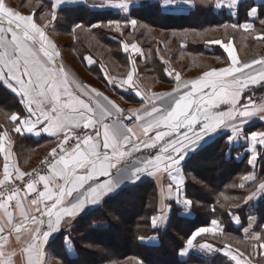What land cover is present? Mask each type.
<instances>
[{
  "label": "snow or ice",
  "instance_id": "1",
  "mask_svg": "<svg viewBox=\"0 0 264 264\" xmlns=\"http://www.w3.org/2000/svg\"><path fill=\"white\" fill-rule=\"evenodd\" d=\"M127 2L128 0H113L116 7H124ZM55 18L54 11L53 19ZM29 21L34 24V16H25L19 11L11 10L0 14V81L20 97L28 113L23 118L20 114H13L10 119L16 122L13 130L17 133L26 131L31 134L35 130L37 135L43 132L51 137L60 138L59 151L53 148L50 152L53 157L52 162L48 164L50 176L45 177L47 186L51 189L48 195L56 193L51 201V211L47 203L43 209L49 217L48 231L41 232L38 228L32 235L25 249L30 254L29 264H45L43 248L49 236L58 231L64 221L74 218L86 205L97 203L123 183L125 178L123 174L130 165L118 168L121 162L131 160L137 165L131 172L134 179L139 178L138 174L146 173L160 180L166 174L171 181L168 185L169 197L173 195L174 187L176 203L189 208L192 201L183 194L184 177L180 174L178 165L184 159L186 151L198 143L197 140L203 133L216 130L217 122L207 108L215 92L202 95L195 104L192 97H184L168 101L165 105L143 115L139 111H132L135 113V119L140 122V131L137 132L125 123L126 120H133V115L124 117V120L113 117L111 112L80 85H75L76 91H73L74 82L67 79L61 70L62 67L58 69L55 66L58 52L52 50L44 30L39 26L33 29ZM261 24H264V21H261ZM127 25L133 29L137 26L144 27L138 25L136 20H130ZM93 27H111L123 35L122 23L119 21H110ZM243 28L248 31L252 29V25L245 24ZM17 30L19 35L16 34ZM222 44L220 42V45ZM131 48L137 53L140 52L136 44H132ZM123 49L127 52L129 45L123 44ZM226 53L230 55L231 64L247 73L248 83L238 93L240 98L247 87L261 85L264 82V59L241 63L232 44ZM128 82L132 84L133 78ZM208 87L211 88V85ZM77 92L80 95H77ZM83 96L92 100L96 107L82 99ZM169 102L172 109L168 107ZM251 104L252 100L249 97L241 121L232 128L234 133L242 130L248 118L258 113L264 119V105L252 108ZM210 121L212 123H209ZM4 136H7V132L0 136V139L4 140ZM69 140L73 141L70 145ZM250 140L253 152L248 163L254 165L257 160L255 146L257 144L264 146V133H252ZM113 169H118L117 178L113 177ZM243 179L254 181L255 177L245 175ZM239 187L244 188L245 184L242 183ZM260 194H264V182H260L256 190L244 198V203ZM161 204L164 207L163 202ZM158 219L162 217L152 218L153 227L157 226ZM234 222L239 223V217H236ZM211 225L196 230L185 241V248L211 249L222 252L224 256L234 261V264H254L251 259L245 257L244 252L239 249L232 251L227 243L223 248L214 249V246L206 241L198 240L206 234L212 238L216 237L218 223L213 219ZM250 238L258 242L252 244L253 255L257 247L264 249V233L252 234ZM0 264H5V261L0 259ZM255 264L261 262L255 261Z\"/></svg>",
  "mask_w": 264,
  "mask_h": 264
},
{
  "label": "crops",
  "instance_id": "2",
  "mask_svg": "<svg viewBox=\"0 0 264 264\" xmlns=\"http://www.w3.org/2000/svg\"><path fill=\"white\" fill-rule=\"evenodd\" d=\"M45 1L51 4L52 15L54 11L57 14L59 9L72 7H84L93 12L114 13L120 16L119 20L114 21L122 23L123 34L126 30L128 33L127 35H131L137 28L133 29L130 25H127L130 20H134L130 17V10L132 8L142 7L148 3L158 4L161 11L168 14H188L196 7H208L216 14L224 13L229 17L228 22L220 25V30L230 28L233 30L232 32L239 31L250 37L251 41H247L244 46H239L232 37H218L215 39H212L211 37L204 43V46L205 49L209 51L212 47H218L222 50L225 55V62L218 65L219 67H212L210 66L211 63H209L203 71L199 70L198 72L194 71L192 73L189 70L177 71L171 68L167 61H164L168 69L165 73L166 80L157 81L154 79L151 81V85H147L141 81V75L138 73V66L136 63L137 60H140L141 63L145 60L143 48L136 41H127V39H114V41L119 42L121 53L127 57V70L123 74L110 73L104 60L101 58L96 59L95 56L90 54H86L81 60H77L79 66L72 64L69 59H63L60 56H57L55 66L58 69L62 67L61 70L66 74L67 79L74 82L73 91H76L75 85H80L90 96L111 112L112 116L123 112L133 115L134 122L130 126H132L137 132L140 131V122L135 119V113L132 111H139V113L143 115L156 107L165 105L168 101L173 99L180 100L184 97H192L193 104H195L196 100L202 95L206 96L210 92H215V95L211 97L212 102L208 103L207 108L209 114L217 122L216 130L210 133H203V135L198 138V143L186 151L184 159L181 160L178 165L180 174L184 177V184L182 185L184 196L186 197L184 189L186 177L183 170V164L193 154L197 153L220 136L225 138L228 145L226 157H233L236 161L245 159L247 166L249 167V171L245 175L255 177L254 181H246L243 179L244 175L239 181V185L242 183L245 184L244 188H239L247 189L245 198L250 195L252 191L256 190L260 182H264V146L259 144L255 146L257 160L254 165L248 163L253 152L250 135L252 133H264V119L261 118V114L258 113L257 115L248 118L247 123L243 125L242 130L239 132L234 133L232 130V128L241 121L249 97H251L252 100L250 107L257 108L264 105V82H262L261 85H250L243 91L240 98L238 93L241 91L242 87L248 83L246 79L247 73L238 70L235 64H231L230 55H227L226 53L227 48L232 44L234 52L241 63H247L253 59H264V24H261V21H264V0H128L124 7L114 6L113 0ZM54 4L55 9H53ZM0 14H3V12L1 13L0 11ZM245 24H248L249 26L252 25V29L248 31L244 30L243 26ZM234 25H237V27H234ZM109 28L111 29V27ZM16 34L19 35L18 30L16 31ZM46 39L48 40L47 37ZM220 42L223 44L220 45ZM125 43L129 45L127 52L123 49V44ZM49 44L54 48L53 43L49 42ZM132 44H136L140 49V52L137 53L133 51L131 48ZM160 44L163 45V47L165 46L162 41ZM186 47L187 46L184 42L180 44L181 50H186ZM249 47H251V49ZM208 60L210 61L211 58H208ZM204 63L207 62L204 60ZM132 78L133 83L131 84L128 81H131ZM0 84L18 102V107L9 114L5 113V120L2 122L0 121V136H3L4 133L7 132V136H4V140L0 139L1 184L18 177L33 168L54 146L60 143V138L51 137L43 132H40V134L37 135L35 134V130L31 134L26 131L22 133L15 132L13 130V125L16 122L11 121V115L20 114L21 118H23L26 117L28 113L24 109L20 97L11 91L4 82L0 81ZM209 85H211V88L208 87ZM77 95H80V93L77 92ZM82 99L86 100L89 104H92V100H89L87 96H83ZM92 106L94 108L96 107L95 104H92ZM168 107L172 109V104L170 102L168 103ZM193 114H196L195 111ZM197 122H200V118H198ZM209 123L212 122L210 121ZM201 132H203L202 128ZM126 164H129L130 167L123 174L125 177L123 183H120L118 187L105 195L97 203L86 205L74 218H69L64 221L59 230L53 232L49 236V239L43 248L45 264H48L50 261L49 259H51V255L49 251H47L46 246L58 233L69 231L68 227H72L76 220L87 211L97 208L106 197L113 195L123 188L136 185L142 181H151L156 187L159 197V212L155 216L162 217V219H158L157 226L153 228L163 229L166 227V217H168L169 209L172 205L180 209L182 215H184L183 212L188 215L191 214V206L186 208L184 205L176 203L174 187L173 195L169 197L168 185L171 181L167 178L166 174H164L163 178L160 180H157L155 177L146 173L138 174L139 178L134 179L131 176V172L137 165L132 163L131 160H127L121 162L118 165V168H124ZM117 171L118 169H113L114 178H117ZM47 176H50V171ZM43 180L47 183L45 178ZM33 190V185H30L28 191L32 192ZM49 192H51V189L39 196L35 204L29 203L23 195H17L11 199V202L14 204L13 208L10 207L9 202L0 205V259H3L5 264H29L30 254L25 251V249L27 248V244L31 240L32 235L38 228L41 232L48 231L49 217L44 213L43 209L46 203L50 206L51 201L56 196L55 192H52V195L49 196ZM263 201L264 194H260L256 198L249 200L246 204L243 200L240 205L233 207L234 209H245L248 211L244 225L241 229V234L246 241L252 243L256 242L252 241L250 238V235L252 234H259L257 231L258 227L256 228V232H253L254 227L257 226V221H259L254 210H256ZM161 202H163L164 207H162ZM57 203H59V201ZM49 211H51V206L49 207ZM231 215H233L231 216L232 224L235 227H239L241 225L240 216L236 213ZM236 217H239V223L234 222ZM17 229L20 230L18 231ZM219 229L221 230V227L218 223L217 232L220 231ZM139 242L151 247L159 245L157 235L142 237L139 239ZM256 244H258V242H256ZM64 249L67 256L73 257L75 255L73 244L69 240L65 241ZM231 250L235 252L234 249ZM254 251L255 256H258L259 252L264 254V249L259 247ZM182 252L183 254H181ZM190 253L205 257L218 254L219 256L226 258L228 261H231L229 257L224 256L223 253L219 251L203 249L200 247L187 249L185 246L180 251V258H186ZM254 255L252 254L251 256L253 257ZM231 262L234 263V261Z\"/></svg>",
  "mask_w": 264,
  "mask_h": 264
},
{
  "label": "trees",
  "instance_id": "3",
  "mask_svg": "<svg viewBox=\"0 0 264 264\" xmlns=\"http://www.w3.org/2000/svg\"><path fill=\"white\" fill-rule=\"evenodd\" d=\"M26 1L31 4L39 3L41 6L34 12L35 17L42 8L52 14L49 2ZM56 15L63 19L64 23L59 30L69 36L70 41L66 44L70 45L69 50L75 57L81 60L84 55L90 54L96 59L101 58L112 74H123L127 70V57L121 53L119 42L114 39L138 42L144 50L145 60L142 63L137 60L136 63L140 79L145 84L149 83L150 78L166 80L165 73L168 69L164 61L177 71L189 70L192 73L203 71L209 63L210 66L217 67L225 62V55L220 48L212 47L210 51L205 49L204 43L211 37H232L239 46L251 41L239 31L232 32L230 28L220 30V25L228 22L229 17L224 13L216 14L208 7H196L188 14L178 15L163 13L156 3L132 8L130 17L144 27L137 26L131 35H127L125 30L119 38L115 37L109 27L92 28L93 25L119 20L120 16L114 13L72 7L59 9ZM154 32L177 37V42L169 48L168 40H160L158 36H154ZM161 41L164 47L160 44ZM182 42L186 44V50L180 49ZM101 47L107 48L102 57L97 55V50H92H99ZM118 69L121 71L118 72ZM16 107L17 100L0 84V121L5 120V113H11ZM227 150L225 138L220 136L183 164L185 195L192 201L193 216L182 215L181 210L172 205L166 229H153L150 221L158 211L159 197L151 181H142L106 197L97 208L87 211L76 220L72 233L67 235L75 250L73 257L67 256L65 252L63 232L58 233L47 244V251L59 264H114L127 258L134 259V264H207L201 256L195 254L181 261L178 253L195 229L208 225L213 219L221 223L222 237L233 236L238 242L242 240L241 229L245 214L239 215L242 221L239 227L229 221L228 214L232 207L243 202L247 194L246 188H239V181L249 171V167L245 159L236 161L233 157H226ZM254 212L260 222L264 221V201ZM121 216H126L124 222L121 221ZM150 235L159 236L158 246H146L139 242L140 238ZM219 239L209 241L221 246ZM242 242L246 246L250 245L247 241ZM209 264L230 263L216 256Z\"/></svg>",
  "mask_w": 264,
  "mask_h": 264
},
{
  "label": "rangeland",
  "instance_id": "4",
  "mask_svg": "<svg viewBox=\"0 0 264 264\" xmlns=\"http://www.w3.org/2000/svg\"><path fill=\"white\" fill-rule=\"evenodd\" d=\"M39 8H41L39 3H32L31 4V3H29V1H26V0H0V11H1V13L2 12L5 13L7 11L14 10V11H19L23 15H27V16L28 15H33L34 16V22H35L34 24H31L33 29H35L37 26L41 27L44 30L46 37L48 38L47 41L54 44V48H52V49L54 51L58 52V56H60L63 59H69L72 62V64H76V66H79L78 61H77L78 59L75 57V54L71 50H69L70 45L66 44L67 42L70 41L69 36H67L65 34H62L60 32V30H59V27L64 23L63 19L61 17H57V15H56V18L53 19V15L49 14L45 8H42L41 12H38V15L35 17L34 12L37 9H39ZM30 23H31V21H30ZM56 26H57V28H56ZM113 33H115V37H117V38H119V36H121V33H118L116 31L115 32L113 31ZM154 36H158V38L160 40H164L166 38L168 40V43H169V46H170L169 48H172L173 45L177 42V37L171 36L170 34L166 35V34H163L162 32H158V33L154 32ZM248 38L251 40L250 37H248ZM131 40H132V38H131ZM65 45H67V46H65ZM64 46L67 47V48H65ZM167 46H168V44H167ZM106 49H107L106 47H101V48H99V50L98 49H92V50H97V52H96L97 55L102 57L101 55L104 54V51L107 52ZM143 52H144V50H143ZM189 58L192 61V58L190 56H189ZM179 66H181V65H179ZM117 71L120 72L121 69H118ZM149 80L151 81L153 79L150 78ZM150 81H149V83H146V84L147 85H151ZM158 206H159V204H158ZM158 212H159V209H158L157 213ZM247 212L248 211H246L245 209L244 210H242V209H234L232 207L231 210H229V214H228L229 221H231V216H233L231 214H235L236 213L239 216V215H242L244 213L245 214L244 217H246L247 216ZM157 213H155L153 216H155ZM190 213L191 214L188 215L187 213L183 212V214L187 215V217L193 216V213L191 212V210H190ZM153 216L151 217V221H150L152 228H153V226H152V218H153ZM169 217H170V213L168 214V217H166L167 224H168V221H169ZM125 220H126V216H121V221L124 222ZM216 221H217V223H219V225L221 227V230L219 229L220 231L217 232L216 237L212 238L211 235L206 234L203 238H198V240H201V242H205L206 241L207 243H209L210 245H213L217 249L223 248L224 244L227 243L230 246L231 249H234L235 251L237 249H239V251L244 252L245 253V257L251 259L254 263H255V261H260L261 264H264V254H261V252H259L258 256L257 255L256 256L254 255L253 257L251 256L252 255V250H253L252 249V244H256V242L252 243L250 241H247V242L250 243V245L246 246V244H243V242H242V241L246 242V239L243 237L242 234H241L242 235V237H241L242 240H239V242L233 236H225L224 235V237H222L223 236V227H222L221 223L219 222V220H216ZM241 223H242V221H241ZM207 226H212L211 225V221L209 222L208 225L202 226V227H207ZM166 227H167V225H166ZM166 227L163 228V229H155V228H153V229H155V230H164V229H166ZM257 227H258V232L259 233H264V221H261V222L257 221V226L254 227V229H253L254 233L256 232V228ZM73 228L74 227H68L70 232H68L67 230H66L67 233L63 232L64 233L63 245H64L66 240H69L67 235H70L72 233L71 230ZM199 228H201V227H199ZM199 228L195 229L187 237V239L196 230H198ZM218 238H220L218 241H220L222 243L221 246H218V245H216V244H214V243L209 241L210 239H218ZM158 239H159V236H158ZM184 246H185V244H184ZM184 246H183V248H184ZM180 251L178 253V257H179V259L181 261H185V260H187L189 258V256L191 254H195V253H190L186 258L182 259V258H180ZM195 255H198V254H195ZM216 256H219V255L215 254V255H212V256H208V257H205V256H201V257L206 261L205 263L209 264V263H211L213 258L216 257ZM220 257H222V256H220ZM222 258L225 259L230 264H234L231 261H228L226 258H224V257H222ZM49 260L50 261L48 262V264H59L58 260L55 257H53L52 255H51V259H49ZM134 262H135L134 259L127 258V259H124V260H121V261H117L114 264H134Z\"/></svg>",
  "mask_w": 264,
  "mask_h": 264
},
{
  "label": "built area",
  "instance_id": "5",
  "mask_svg": "<svg viewBox=\"0 0 264 264\" xmlns=\"http://www.w3.org/2000/svg\"><path fill=\"white\" fill-rule=\"evenodd\" d=\"M128 115L130 114L127 112H123L113 117H119L121 120H124V117ZM109 119H111V117ZM133 122L134 119L131 121H125V123H127L128 125H132ZM72 143V140L68 141L69 145ZM58 146L59 144H57L53 148H56L57 151H59ZM50 152L30 170L24 172L16 178L0 184V205L9 202L10 207L13 208L14 204L11 202V199L17 195H23L29 203L35 204L38 200V197L50 189L47 186V183H45L43 180L50 171L48 168V164H50L53 160ZM45 161H47V163H44ZM30 185H33L34 187V190L32 192L28 191V187Z\"/></svg>",
  "mask_w": 264,
  "mask_h": 264
}]
</instances>
